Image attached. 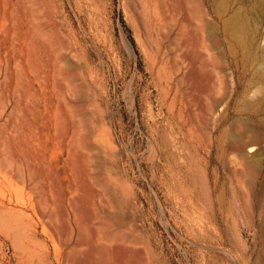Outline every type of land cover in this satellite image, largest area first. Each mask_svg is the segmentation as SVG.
<instances>
[{
    "label": "rangeland",
    "instance_id": "rangeland-1",
    "mask_svg": "<svg viewBox=\"0 0 264 264\" xmlns=\"http://www.w3.org/2000/svg\"><path fill=\"white\" fill-rule=\"evenodd\" d=\"M254 130L264 0H0V264H264Z\"/></svg>",
    "mask_w": 264,
    "mask_h": 264
},
{
    "label": "bare ground",
    "instance_id": "bare-ground-1",
    "mask_svg": "<svg viewBox=\"0 0 264 264\" xmlns=\"http://www.w3.org/2000/svg\"><path fill=\"white\" fill-rule=\"evenodd\" d=\"M147 1V0H146ZM149 2V1H148ZM148 2H146V3H148ZM157 3V2H156ZM142 5V4H141ZM143 7V6H142ZM155 27V26H154ZM248 129V128H247ZM245 130V129H244ZM243 130V132H244V134L243 135H245V132L246 131H244ZM253 129H251L250 131H252ZM248 131V130H247ZM261 138H264V135L261 133V132H259V131H255L254 130V136H253V139L256 141H258V140H260ZM246 146H247V144L246 145H244V144H240V147H239V150L242 152V154H244L245 155V150H246ZM250 151V150H249ZM246 165H247V168L245 169V173L246 172H250L252 175H251V177L252 176H254V174H256V172H257V166H256V164H253L251 161H249V160H247L246 162ZM63 169V168H62ZM263 246H264V240H263ZM98 252V251H97ZM96 253V252H95ZM74 255H75V253H74ZM87 257V256H86ZM102 257V256H101ZM80 259H82V257L80 258ZM101 260V259H100ZM73 261V260H72ZM78 261V260H77ZM76 261V262H77ZM80 262V261H79ZM73 263H74V261H73Z\"/></svg>",
    "mask_w": 264,
    "mask_h": 264
}]
</instances>
